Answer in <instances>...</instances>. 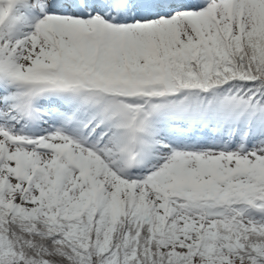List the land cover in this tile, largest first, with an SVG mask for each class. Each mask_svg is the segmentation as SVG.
<instances>
[{"label":"snow or ice","instance_id":"snow-or-ice-1","mask_svg":"<svg viewBox=\"0 0 264 264\" xmlns=\"http://www.w3.org/2000/svg\"><path fill=\"white\" fill-rule=\"evenodd\" d=\"M0 264H264V0H0Z\"/></svg>","mask_w":264,"mask_h":264}]
</instances>
